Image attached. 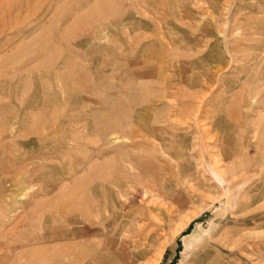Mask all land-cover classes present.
Listing matches in <instances>:
<instances>
[{
  "label": "rangeland",
  "instance_id": "1",
  "mask_svg": "<svg viewBox=\"0 0 264 264\" xmlns=\"http://www.w3.org/2000/svg\"><path fill=\"white\" fill-rule=\"evenodd\" d=\"M0 264H264V0H0Z\"/></svg>",
  "mask_w": 264,
  "mask_h": 264
}]
</instances>
